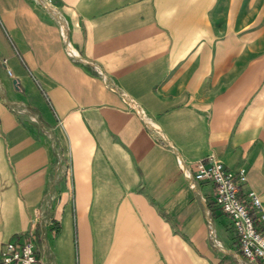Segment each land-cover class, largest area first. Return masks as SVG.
Returning a JSON list of instances; mask_svg holds the SVG:
<instances>
[{"label":"crops","instance_id":"obj_1","mask_svg":"<svg viewBox=\"0 0 264 264\" xmlns=\"http://www.w3.org/2000/svg\"><path fill=\"white\" fill-rule=\"evenodd\" d=\"M207 156L264 214V0H0V246L34 223L36 264H261L185 177Z\"/></svg>","mask_w":264,"mask_h":264},{"label":"built area","instance_id":"obj_2","mask_svg":"<svg viewBox=\"0 0 264 264\" xmlns=\"http://www.w3.org/2000/svg\"><path fill=\"white\" fill-rule=\"evenodd\" d=\"M59 31L62 35L61 27ZM64 50L69 58H77V53L68 42L64 43ZM6 73L9 74V71L6 70ZM185 177L212 185L213 204L228 217L240 255L248 262L264 264V214L253 191L248 190L243 196L239 194L240 186L245 182L244 170L230 171L219 160L207 156L197 160L193 174ZM35 237V225L30 223L23 237L1 244L0 264H36Z\"/></svg>","mask_w":264,"mask_h":264},{"label":"rangeland","instance_id":"obj_3","mask_svg":"<svg viewBox=\"0 0 264 264\" xmlns=\"http://www.w3.org/2000/svg\"><path fill=\"white\" fill-rule=\"evenodd\" d=\"M243 2H245V0H243ZM244 8H245V3H243L242 5H240L239 7V11H244Z\"/></svg>","mask_w":264,"mask_h":264},{"label":"water","instance_id":"obj_4","mask_svg":"<svg viewBox=\"0 0 264 264\" xmlns=\"http://www.w3.org/2000/svg\"><path fill=\"white\" fill-rule=\"evenodd\" d=\"M12 83H16V80H12Z\"/></svg>","mask_w":264,"mask_h":264}]
</instances>
